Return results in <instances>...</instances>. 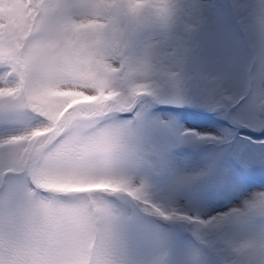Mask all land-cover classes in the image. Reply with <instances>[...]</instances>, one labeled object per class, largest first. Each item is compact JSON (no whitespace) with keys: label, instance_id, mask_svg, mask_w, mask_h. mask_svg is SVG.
I'll use <instances>...</instances> for the list:
<instances>
[{"label":"snow or ice","instance_id":"obj_1","mask_svg":"<svg viewBox=\"0 0 264 264\" xmlns=\"http://www.w3.org/2000/svg\"><path fill=\"white\" fill-rule=\"evenodd\" d=\"M160 105L231 128L182 130ZM246 128L264 147V0H0V264H264V191L215 216L192 203ZM202 144L219 151L199 171L170 164Z\"/></svg>","mask_w":264,"mask_h":264},{"label":"rangeland","instance_id":"obj_2","mask_svg":"<svg viewBox=\"0 0 264 264\" xmlns=\"http://www.w3.org/2000/svg\"><path fill=\"white\" fill-rule=\"evenodd\" d=\"M180 11L188 9L193 0H174ZM203 5L209 15H217L218 6L224 3V0H196ZM239 5L248 6L249 10L258 9L260 0H230ZM231 16V11H228ZM233 29L238 31L233 21ZM220 52L228 57H234L238 60L247 56V44L241 39L239 43L233 41L229 33H225L218 41ZM257 53L259 46L257 45ZM244 104V101L241 105ZM165 106V105H162ZM171 108L169 106H165ZM190 109L205 111L202 108L187 107ZM157 107L153 112L157 111ZM240 112V106L235 110ZM161 119L173 121L175 127L182 130H195L200 133H208L218 135L226 125H221L216 119L208 117H192L186 112H177L172 114L163 110L157 114ZM218 119L223 120L219 114ZM230 123V122H229ZM219 124V125H218ZM224 127V128H223ZM254 127V126H253ZM255 135V134H254ZM241 138L239 136H236ZM254 137V136H253ZM233 141L231 145L232 157H225L220 161L215 175L207 182L195 187L198 196L192 203L205 216H215L217 214L226 213L231 209L240 207L243 200L256 192L264 191V147L255 143L257 139H238ZM250 145V146H247ZM219 150L210 144L202 145H180L171 150L168 160L171 165L181 169L185 173L191 174L199 171L206 164L216 159ZM209 193H215L209 195ZM184 202V201H182ZM180 231V226H173ZM257 233L264 232V224L257 222L250 226ZM184 235H187L186 233ZM233 237L238 238L239 233L234 232ZM227 256V253L221 251L220 259Z\"/></svg>","mask_w":264,"mask_h":264},{"label":"trees","instance_id":"obj_3","mask_svg":"<svg viewBox=\"0 0 264 264\" xmlns=\"http://www.w3.org/2000/svg\"><path fill=\"white\" fill-rule=\"evenodd\" d=\"M205 111H206V110H205ZM158 112H159V111H155L154 114L157 115V114H159ZM207 112H209V111H207ZM214 117H217V116H214ZM212 119H214V118H212ZM218 125H219V124H218ZM221 125L224 126V120L222 121ZM223 128H224V127H223ZM225 128H231V127H225ZM233 131L236 133V135H241L239 131L234 130V129H233ZM238 139H241V138H238ZM235 140H236V139H235ZM247 146H250V145H247Z\"/></svg>","mask_w":264,"mask_h":264}]
</instances>
